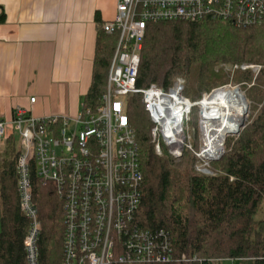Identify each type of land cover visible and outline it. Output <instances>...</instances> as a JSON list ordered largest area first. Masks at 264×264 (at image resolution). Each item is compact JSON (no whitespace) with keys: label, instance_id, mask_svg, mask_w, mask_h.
<instances>
[{"label":"trees","instance_id":"trees-1","mask_svg":"<svg viewBox=\"0 0 264 264\" xmlns=\"http://www.w3.org/2000/svg\"><path fill=\"white\" fill-rule=\"evenodd\" d=\"M1 20V19H0ZM117 42L116 34L98 30L92 81L83 106L96 109L104 92L107 71ZM264 65V22L238 26L231 21L203 18L195 21L164 20L148 23L140 57L138 87L155 84L167 90L176 77L184 79L183 95L198 103L201 93L219 88L230 72L219 64ZM233 81H251L250 68L237 69ZM256 85L245 89L263 105L253 119L241 126L238 136L226 138V150L209 161L211 174L197 170L202 161L185 148L180 161L168 153H155L152 123L139 94L124 98L125 111L138 145L143 173L142 196L135 222L149 230L164 229L176 259L148 264H264V69ZM139 95V96H137ZM207 95V94H205ZM204 95V96H205ZM197 106L191 107L185 123L197 137ZM200 115V113H199ZM17 138V137H16ZM0 140V264H26L23 245L29 219L20 209L16 163L19 139ZM194 138V139H195ZM193 152V151H192ZM195 164V165H194ZM32 200L42 223L38 242L42 264L62 257L64 207L51 182H42L30 165ZM188 259H182L181 256ZM195 257V259H192Z\"/></svg>","mask_w":264,"mask_h":264},{"label":"built area","instance_id":"built-area-1","mask_svg":"<svg viewBox=\"0 0 264 264\" xmlns=\"http://www.w3.org/2000/svg\"><path fill=\"white\" fill-rule=\"evenodd\" d=\"M203 18L259 25L264 22V0H117L114 17L102 23L107 34L117 35V42L96 109L82 104L74 117H36L16 107L11 119H0V140L16 132L21 147L16 173L20 209L29 219L23 240L26 264H42L38 249L42 223L32 200V161L40 181L51 182L63 200L62 257L47 264H148L176 259L164 229L152 231L135 222L143 173L124 98L141 95L152 123L155 153L161 155L165 149L171 158H180L189 141L185 121L197 103L183 95L182 77H176L167 90L155 84L138 87L140 57L148 23ZM181 258L188 261L184 255Z\"/></svg>","mask_w":264,"mask_h":264},{"label":"crops","instance_id":"crops-1","mask_svg":"<svg viewBox=\"0 0 264 264\" xmlns=\"http://www.w3.org/2000/svg\"><path fill=\"white\" fill-rule=\"evenodd\" d=\"M116 4L0 0V119H11L16 107L74 117L91 85L98 30Z\"/></svg>","mask_w":264,"mask_h":264},{"label":"rangeland","instance_id":"rangeland-1","mask_svg":"<svg viewBox=\"0 0 264 264\" xmlns=\"http://www.w3.org/2000/svg\"><path fill=\"white\" fill-rule=\"evenodd\" d=\"M261 67L264 69V65H256L253 63H245V64L243 63V64H233V65H228L226 63L219 64V66H217V68H223L225 72L231 73V74H229V80L224 82V84L217 86L219 88L215 87L210 92L201 93L202 99L200 100V102L203 99H207V100L223 99V98L227 97L228 95H232L237 101L242 102L243 110L245 113L244 121L247 122L248 120L253 119L254 116H256V114H258L257 111L259 112V110L261 109V107L263 105V98H260V99H257V101H254V105L256 106L257 110L255 112H253L251 100L249 99V97L246 96L245 89H248L249 87H251L253 85H256V83H255L256 78H258L257 75H258ZM246 68H250L252 71L253 76L251 78V81L250 80L249 81H244V80L242 81L241 80L238 83L233 81V76H232L233 71H235L237 69H246ZM205 94H207V95H205ZM137 96H139V95H137ZM199 113H200V115H199ZM202 114H203V108L199 104L197 106V120H196V122H197V128H196L197 129V137L196 138L194 136H192L190 133L192 125H195V123H192V124L191 123H188V124L185 123V128H186L187 134L189 136L188 146L186 148L192 150L193 152L191 151V153H194V151L197 150V151H195V154H197L198 157L202 160L199 165L194 164L196 169L200 170L201 172H204L206 174H211L212 171L210 168H208V165H209L208 162L213 160V158L208 159L206 152L204 151V149H202L203 148L202 147V134H203V132H202V127H201ZM241 128L242 127L240 125V127L237 131L227 132L225 134V139L228 136H230V137L231 136H235V137L238 136L240 131H241ZM13 136H15V138L16 137L18 138L16 132L13 134ZM224 144H225L224 145V151H225L226 150V140H225ZM164 151H165V149H162V153H166ZM182 156L180 158H177V159H173V158L172 159L174 162H177V161L181 160ZM218 156H216V157H218ZM215 160H217V159H215ZM263 213H264V210L260 211V213L258 215H256L255 219H257L258 217H261L263 215ZM224 264H238V262L234 261V260H232V261L225 260Z\"/></svg>","mask_w":264,"mask_h":264},{"label":"bare ground","instance_id":"bare-ground-1","mask_svg":"<svg viewBox=\"0 0 264 264\" xmlns=\"http://www.w3.org/2000/svg\"><path fill=\"white\" fill-rule=\"evenodd\" d=\"M197 104L203 108L202 149L208 159L215 158L224 150L225 134L237 131L245 119L242 102L228 95L223 99H203Z\"/></svg>","mask_w":264,"mask_h":264},{"label":"water","instance_id":"water-1","mask_svg":"<svg viewBox=\"0 0 264 264\" xmlns=\"http://www.w3.org/2000/svg\"><path fill=\"white\" fill-rule=\"evenodd\" d=\"M238 88V87H237ZM244 125V122L241 124V126H243ZM226 140V139H225ZM225 151L223 150L222 152H221V154L218 156V157H216V158H213V160H215V159H219L222 155H223V153H224Z\"/></svg>","mask_w":264,"mask_h":264}]
</instances>
